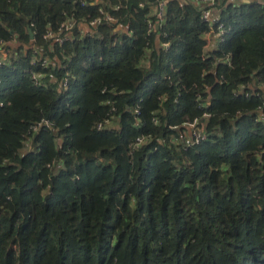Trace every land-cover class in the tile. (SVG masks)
Returning a JSON list of instances; mask_svg holds the SVG:
<instances>
[{
    "label": "trees",
    "instance_id": "obj_1",
    "mask_svg": "<svg viewBox=\"0 0 264 264\" xmlns=\"http://www.w3.org/2000/svg\"><path fill=\"white\" fill-rule=\"evenodd\" d=\"M101 6L115 20L82 34L78 22ZM158 8L0 0V45L15 37L19 53L0 64V264H264V95L235 93L264 86V1L219 3L232 30L212 52L193 0H169L161 23ZM68 17L77 24L55 44L57 65L32 63ZM228 52L232 65L213 70ZM195 84L214 115L208 139L187 148L183 123L201 113ZM112 104L115 126L98 129ZM42 119L52 128L24 150ZM140 134L149 141L131 153Z\"/></svg>",
    "mask_w": 264,
    "mask_h": 264
},
{
    "label": "built area",
    "instance_id": "obj_2",
    "mask_svg": "<svg viewBox=\"0 0 264 264\" xmlns=\"http://www.w3.org/2000/svg\"><path fill=\"white\" fill-rule=\"evenodd\" d=\"M169 0H159V8H158V21L161 23L164 21L166 3ZM201 9V18L204 22H207L211 25L210 29L204 35L206 40L205 43V50L206 52H212L218 48L219 45L223 44L227 40V36L230 34L232 30V25L230 23H226L224 21L218 20L219 18V11L218 6L219 3L224 2L226 0H193ZM264 1V0H258ZM83 4L84 1L82 2ZM124 3L121 2L116 4L113 8L120 9ZM145 4L144 2L139 3V7H143ZM115 18L112 13L105 7L101 6L99 8V14L89 22L79 21L78 26L80 27L81 22H85L90 27H97L103 21H114ZM218 20V22H216ZM213 21L215 26L213 25ZM77 22L73 19V17H68L64 22H62L60 26V31L54 32L52 30H48L44 34V39L48 42V46H37L34 45V56L32 58V63L38 62L44 68H48L51 65L56 66L57 61L53 58V53L55 49L56 43H64L65 41H69L73 37L74 28ZM153 28V26L151 25ZM80 29V28H79ZM155 29V27H154ZM80 32L84 35H91L92 31H87L86 33L82 30ZM34 39V38H33ZM16 38L14 37L10 42L2 41L0 47V64H7L10 60H15L19 57V53L12 48L13 45L16 44ZM170 44L165 43V48H169ZM209 56V55H208ZM207 55L205 57H208ZM218 62H222L227 66L232 65V53L228 52L221 58H216V60L212 63V69H215V66ZM47 75L46 72H34L32 75V79L38 85L44 84V77ZM221 78L223 79L224 76L222 75ZM2 81L0 79V85ZM61 85L66 88L68 86V79L65 77L61 80ZM195 97L194 101L197 104L198 109L201 113L197 116H194L192 119H188L183 123V127H185V135H183V145L187 148L191 147L192 145L201 143L208 139L207 133V126L210 121V118L213 117L214 113L211 111V95H204L203 92L199 89L198 84L194 85ZM256 93L258 96L264 95V86H256L254 83L241 85L235 89V93L240 96L248 97L250 93ZM105 93V90H103ZM163 99L164 96L159 97ZM3 103L0 102V105ZM117 111V107L115 105H111L105 112L104 119L99 121L96 125L98 129L104 128H113L115 126V112ZM258 112L264 111V100L261 104L257 107ZM135 112L137 115H140L141 111L139 107L135 108ZM239 115V114H238ZM153 121L156 125L160 124V120L157 116L153 117ZM41 128H52V122L48 119H42L34 124H32L28 131V140H26L24 144L25 147L32 141L35 133H37ZM149 141L148 136L145 134L137 135L132 142L130 143V152L133 153L140 148H142L145 144ZM30 147V146H29Z\"/></svg>",
    "mask_w": 264,
    "mask_h": 264
},
{
    "label": "crops",
    "instance_id": "obj_3",
    "mask_svg": "<svg viewBox=\"0 0 264 264\" xmlns=\"http://www.w3.org/2000/svg\"><path fill=\"white\" fill-rule=\"evenodd\" d=\"M79 28H80V30L84 31L85 33H86L87 31H92V30H91V27H90L89 25H87L85 22H81ZM55 60H56V57H55ZM147 62H148L147 60H144V61H143L144 64L147 63ZM114 123H116V121H114Z\"/></svg>",
    "mask_w": 264,
    "mask_h": 264
},
{
    "label": "water",
    "instance_id": "obj_4",
    "mask_svg": "<svg viewBox=\"0 0 264 264\" xmlns=\"http://www.w3.org/2000/svg\"><path fill=\"white\" fill-rule=\"evenodd\" d=\"M29 31H30L31 38H34V33L32 32V30L30 29Z\"/></svg>",
    "mask_w": 264,
    "mask_h": 264
},
{
    "label": "rangeland",
    "instance_id": "obj_5",
    "mask_svg": "<svg viewBox=\"0 0 264 264\" xmlns=\"http://www.w3.org/2000/svg\"><path fill=\"white\" fill-rule=\"evenodd\" d=\"M30 144L28 143V145L25 147V149L29 148Z\"/></svg>",
    "mask_w": 264,
    "mask_h": 264
}]
</instances>
